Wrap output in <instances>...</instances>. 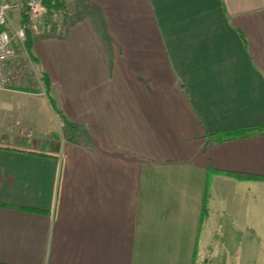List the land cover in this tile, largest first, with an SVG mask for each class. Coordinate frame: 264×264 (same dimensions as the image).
<instances>
[{"label": "crops", "instance_id": "0c3cea01", "mask_svg": "<svg viewBox=\"0 0 264 264\" xmlns=\"http://www.w3.org/2000/svg\"><path fill=\"white\" fill-rule=\"evenodd\" d=\"M72 4L6 90L54 138L0 131V264H264V134L215 140L264 126V0Z\"/></svg>", "mask_w": 264, "mask_h": 264}, {"label": "rangeland", "instance_id": "374dc122", "mask_svg": "<svg viewBox=\"0 0 264 264\" xmlns=\"http://www.w3.org/2000/svg\"><path fill=\"white\" fill-rule=\"evenodd\" d=\"M10 1L16 6L13 10V25L17 26L20 20V11L25 2L24 0ZM66 1L65 8L68 10L67 13L69 11L72 13V0ZM44 14L45 13H42L36 21L32 22L33 31L37 30V32L40 31V33L47 31L43 27L47 23ZM52 19L54 22L59 23L62 21V16L57 15L52 17L50 18V21ZM36 65L34 64L35 76L39 77L38 71L40 70H38ZM34 85L36 86V92L43 91L44 84L37 79L34 80ZM20 95V93H13L0 89V131L3 132L5 141L12 142V144L16 145L21 143L28 147H31L36 143H44L46 145L47 143L45 142L47 137H49L50 140H53L54 138V134L48 135L50 126H53L49 125V119H52L53 117L51 115L53 114L51 110L53 107L50 110H47L45 107L41 106L40 103H38L36 107L31 108L21 106L16 100ZM59 135L62 136L61 131L59 132ZM41 147L42 145H38V148ZM261 237L263 238L264 234L260 233V238Z\"/></svg>", "mask_w": 264, "mask_h": 264}, {"label": "built area", "instance_id": "2783aa9c", "mask_svg": "<svg viewBox=\"0 0 264 264\" xmlns=\"http://www.w3.org/2000/svg\"><path fill=\"white\" fill-rule=\"evenodd\" d=\"M15 7L10 0H0V89L36 92L34 80L43 82L40 73L39 77L35 76V63L27 50L26 30L20 25H13L12 13ZM26 7L31 23L42 13L48 12L42 0H29ZM67 11L53 10L51 18L68 14ZM51 23L56 22L52 19Z\"/></svg>", "mask_w": 264, "mask_h": 264}, {"label": "trees", "instance_id": "16d2710c", "mask_svg": "<svg viewBox=\"0 0 264 264\" xmlns=\"http://www.w3.org/2000/svg\"><path fill=\"white\" fill-rule=\"evenodd\" d=\"M29 0H24V6L20 11V20H19V25L23 27L26 32H27V50L33 60V62L36 64V59L33 57L32 52H31V39H32V23L30 20V16L28 13V9L26 7V4ZM45 8L49 10V13L51 11H63L65 12V8H63L64 4L60 0H42ZM41 80L44 82V75L39 71ZM257 134H264V126H253V127H248L245 129H240L236 131H230V132H225L221 135V137H218L215 139L216 142H221L228 140V138H243L246 136L250 135H257Z\"/></svg>", "mask_w": 264, "mask_h": 264}]
</instances>
